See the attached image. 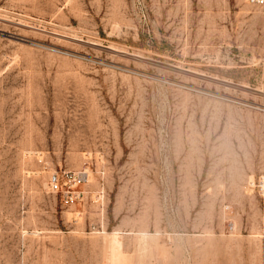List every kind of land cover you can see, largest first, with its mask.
<instances>
[{"label": "rangeland", "instance_id": "1", "mask_svg": "<svg viewBox=\"0 0 264 264\" xmlns=\"http://www.w3.org/2000/svg\"><path fill=\"white\" fill-rule=\"evenodd\" d=\"M262 185L257 8L0 0V264H264Z\"/></svg>", "mask_w": 264, "mask_h": 264}, {"label": "built area", "instance_id": "2", "mask_svg": "<svg viewBox=\"0 0 264 264\" xmlns=\"http://www.w3.org/2000/svg\"><path fill=\"white\" fill-rule=\"evenodd\" d=\"M250 5L257 8L259 11L264 13V0H245ZM72 177L77 183H83L86 178V172H79L77 174H66L61 176L58 173H54L51 175L49 179V187L55 193H61L63 196L67 198H71L72 201H75L79 197H81V191L79 190H71V182ZM264 185L261 186L263 188Z\"/></svg>", "mask_w": 264, "mask_h": 264}, {"label": "bare ground", "instance_id": "3", "mask_svg": "<svg viewBox=\"0 0 264 264\" xmlns=\"http://www.w3.org/2000/svg\"><path fill=\"white\" fill-rule=\"evenodd\" d=\"M118 239H117V236L116 235H113L112 236V243H113V245L115 246L116 244H118Z\"/></svg>", "mask_w": 264, "mask_h": 264}]
</instances>
